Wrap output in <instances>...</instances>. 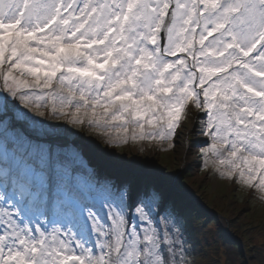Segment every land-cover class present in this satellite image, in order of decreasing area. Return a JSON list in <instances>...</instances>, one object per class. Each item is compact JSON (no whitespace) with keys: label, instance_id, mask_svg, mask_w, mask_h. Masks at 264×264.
Returning <instances> with one entry per match:
<instances>
[{"label":"snow or ice","instance_id":"obj_1","mask_svg":"<svg viewBox=\"0 0 264 264\" xmlns=\"http://www.w3.org/2000/svg\"><path fill=\"white\" fill-rule=\"evenodd\" d=\"M21 108L141 153L191 120L203 168L264 202V0H0V115ZM172 175L139 192L0 118V264H198Z\"/></svg>","mask_w":264,"mask_h":264},{"label":"rangeland","instance_id":"obj_2","mask_svg":"<svg viewBox=\"0 0 264 264\" xmlns=\"http://www.w3.org/2000/svg\"><path fill=\"white\" fill-rule=\"evenodd\" d=\"M9 111L0 115L4 127L66 154L80 153L83 166L94 170L99 178L110 177L131 184L143 192L149 174L163 168L171 179L182 185L180 203L183 222L191 245L190 255L198 264H264V202L217 173L205 170L198 156V143L189 131L192 121L179 128L175 150L129 151V146L106 145L90 130L77 129L66 123L25 119ZM31 115V114H29ZM78 143V144H77ZM132 161V163H129ZM153 163H145V162ZM137 172H139L137 174ZM170 200L171 189H166ZM208 224L204 229L200 225ZM212 231L208 232L207 228Z\"/></svg>","mask_w":264,"mask_h":264},{"label":"water","instance_id":"obj_3","mask_svg":"<svg viewBox=\"0 0 264 264\" xmlns=\"http://www.w3.org/2000/svg\"><path fill=\"white\" fill-rule=\"evenodd\" d=\"M78 144V143H77ZM149 174V176L152 174V172H149V173H146V175H148ZM184 195V193H182V196ZM181 196V197H182Z\"/></svg>","mask_w":264,"mask_h":264}]
</instances>
